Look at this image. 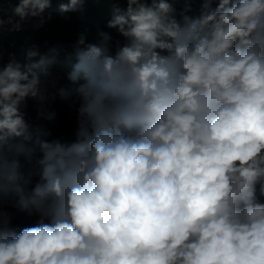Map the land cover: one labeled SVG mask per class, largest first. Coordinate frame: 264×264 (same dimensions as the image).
Instances as JSON below:
<instances>
[{
	"label": "clouds",
	"instance_id": "clouds-1",
	"mask_svg": "<svg viewBox=\"0 0 264 264\" xmlns=\"http://www.w3.org/2000/svg\"><path fill=\"white\" fill-rule=\"evenodd\" d=\"M88 3L0 0V34ZM108 8L71 50L0 46V264H264V0Z\"/></svg>",
	"mask_w": 264,
	"mask_h": 264
},
{
	"label": "trees",
	"instance_id": "trees-1",
	"mask_svg": "<svg viewBox=\"0 0 264 264\" xmlns=\"http://www.w3.org/2000/svg\"><path fill=\"white\" fill-rule=\"evenodd\" d=\"M61 0H53L54 7L58 6ZM109 16L108 0H89L86 14L81 17L78 14H69L68 19L54 14L52 21L39 31H34L30 26L20 33L0 34V46L9 52L16 51L19 55L20 48L28 44H37L42 51L55 44H62L66 49L71 50L81 33H85L89 41H94L98 28H104ZM114 39L119 36L113 32ZM12 45H15L13 48ZM53 107L58 111V120L54 125H48L53 135L49 139H71L75 129V118L66 105L59 100ZM36 112L34 108L29 109V118L34 119ZM14 211V210H13ZM26 219L18 214L17 223H25Z\"/></svg>",
	"mask_w": 264,
	"mask_h": 264
}]
</instances>
